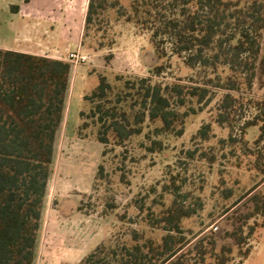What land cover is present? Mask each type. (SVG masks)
<instances>
[{
	"label": "trees",
	"instance_id": "trees-1",
	"mask_svg": "<svg viewBox=\"0 0 264 264\" xmlns=\"http://www.w3.org/2000/svg\"><path fill=\"white\" fill-rule=\"evenodd\" d=\"M107 10L148 31L159 59L176 55L187 67L208 73L203 85L152 82L151 77L165 69L161 63L150 69L149 77L123 80L119 90L100 76L98 85L84 96L89 115L84 110L79 112L77 136L86 137L82 130L87 128V116L99 126L95 136L103 146L109 142L121 145L140 134L144 117L156 124V132L181 135L188 111L178 108L192 99L205 104L209 87L220 88L224 93L216 123L233 129L238 107L246 104L252 110L238 129L242 138L247 129L258 128L252 146L247 140L241 142L243 151L253 158L251 168L261 177L238 198H246L247 208L242 223L226 233L232 244L217 246L215 235L206 234L186 247L189 239L182 221L195 211L182 205L174 191L171 203L147 219L148 225L165 232L159 238L140 242L133 231L132 243H100L78 264H229L234 257L233 246L238 257L246 258L250 251L243 247L255 226L247 225L244 231V224L264 216V98L251 97L243 103L232 92L250 89L254 82L264 86V0H128L126 5L121 0H88L84 30ZM71 69L72 65L62 59L0 48V264H34ZM123 91H134L136 102L144 109L134 114L133 124L123 108ZM210 130L209 123L203 125L197 137L209 139ZM161 146V141H153L148 150ZM102 171L99 164L97 173ZM172 185L179 188L174 182Z\"/></svg>",
	"mask_w": 264,
	"mask_h": 264
},
{
	"label": "rangeland",
	"instance_id": "rangeland-1",
	"mask_svg": "<svg viewBox=\"0 0 264 264\" xmlns=\"http://www.w3.org/2000/svg\"><path fill=\"white\" fill-rule=\"evenodd\" d=\"M6 1L18 2L29 10L52 11L58 15L56 48L65 55L69 43L72 51L79 48L81 51L77 53L86 57L77 64L79 69L69 104V130L80 124L79 111L84 110L89 115L90 106L84 96L98 85L100 76L119 90L123 80L149 77L150 69L161 63L165 69L162 74L152 76V82L203 85L208 73L198 67H187L176 55L159 59L150 33L118 17L114 10L104 11L95 18L84 30L80 47L82 0H72L64 5L59 1L60 6L55 0H0V46H10L17 35L9 25L13 12L3 8ZM121 1L124 5L128 3V0ZM209 89L205 104L192 99L178 108L188 111L183 132L178 136L173 132H156V124L144 117L140 134L132 135L121 145L109 142L103 146L95 136L99 126L87 116V128L82 130L85 138L72 139L66 132L58 138L37 237L36 251L42 253L41 264L60 263L63 248H68L70 253V248L83 240L86 244L81 255L100 243L130 244L133 231L140 242L146 238H159L165 232L148 225L147 219L152 212L171 203L174 191L182 205L195 211L182 221L189 239L186 247H191L206 234L215 235L217 246L232 244L226 233L242 223L247 208L246 198L240 201L238 198L261 177L251 168L253 158L243 151L241 139L252 146L258 128L247 129L241 138L238 124L252 112L246 104L235 111L237 124L233 129L216 123L224 90ZM124 92L126 103L123 108L130 114L132 123L134 114L144 109L136 102L134 91ZM232 93L243 103L251 97L263 99L264 86L254 82L250 89ZM107 101L103 100L104 103ZM207 123L211 127L209 139L202 140L197 137V132ZM153 141H161L160 149L148 150ZM99 164L103 166L102 174L97 173ZM173 182L179 185L177 190ZM247 225L255 226L243 247L250 251L249 255L238 257V249L233 246L234 257L229 264H264V216L247 220L244 231ZM215 226L216 230L213 229ZM48 252L47 257L43 256ZM67 263L76 264L77 258L71 257Z\"/></svg>",
	"mask_w": 264,
	"mask_h": 264
},
{
	"label": "crops",
	"instance_id": "crops-1",
	"mask_svg": "<svg viewBox=\"0 0 264 264\" xmlns=\"http://www.w3.org/2000/svg\"><path fill=\"white\" fill-rule=\"evenodd\" d=\"M27 2L29 0H20ZM59 1H62V5L67 4L69 2H72V0H55L57 3V6H60ZM87 4L88 0H82L81 3V10H82V25H81V34L79 39V44L81 47V40L84 30V22H85V15L87 10ZM1 6V5H0ZM2 7V6H1ZM3 8H8L11 12H13V15L9 18L10 20V27L11 30H16L17 35L14 36V38L11 41L10 46H0L2 49H11L23 53H29L34 55H40V56H47L52 58H57V53H60L62 55V58L67 55L68 52H80L81 50L78 48L77 51H72L70 49V44H66L67 52L65 55L61 53V51L56 48V36H57V23L60 20V17L56 14H54L52 11L44 12V11H38V10H29L27 7L20 6L18 2H9L6 1L3 3ZM79 66V65H78ZM77 65H72V69L69 76V85L68 89L66 91L65 100H64V107H63V115L62 120L60 122V125L56 132L55 137V144L58 140V138L63 137V133L66 132V134H70L71 138H78L83 139L77 136L76 134V128L78 123L76 124L75 128H72L69 130L68 123H69V104L72 98V89L76 82V77L78 74V67ZM80 112V111H79ZM54 159V157H53ZM82 243V246L80 245ZM79 244V245H77ZM76 246L73 248H70V253L67 251L69 250L63 248L64 255H68L65 257H60L59 260L60 263L58 264H68L67 260L69 258H77V262L79 263L81 259L90 251L83 252L81 255L80 253L84 251L85 249V240L83 242H78ZM37 247V246H36ZM52 253V252H51ZM62 253V252H60ZM41 254L40 252L36 251L34 264H41ZM48 253H45L43 256H46ZM79 256V257H77ZM47 257V256H46ZM51 257V256H50ZM76 263V264H78ZM73 264V263H69Z\"/></svg>",
	"mask_w": 264,
	"mask_h": 264
},
{
	"label": "built area",
	"instance_id": "built-area-1",
	"mask_svg": "<svg viewBox=\"0 0 264 264\" xmlns=\"http://www.w3.org/2000/svg\"><path fill=\"white\" fill-rule=\"evenodd\" d=\"M57 57H59L60 59H62V55L60 53H57ZM85 56H82L80 54H78L77 52H68L66 57H64L65 60L73 63L72 65H77L79 63V61L82 63L85 60ZM214 230L217 229V227H213Z\"/></svg>",
	"mask_w": 264,
	"mask_h": 264
}]
</instances>
